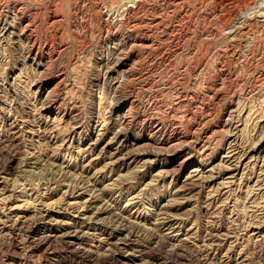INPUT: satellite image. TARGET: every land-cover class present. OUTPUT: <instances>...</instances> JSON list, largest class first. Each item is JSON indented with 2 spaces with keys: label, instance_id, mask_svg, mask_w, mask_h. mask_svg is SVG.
<instances>
[{
  "label": "rangeland",
  "instance_id": "374dc122",
  "mask_svg": "<svg viewBox=\"0 0 264 264\" xmlns=\"http://www.w3.org/2000/svg\"><path fill=\"white\" fill-rule=\"evenodd\" d=\"M130 1L0 0V264H264L258 0Z\"/></svg>",
  "mask_w": 264,
  "mask_h": 264
},
{
  "label": "bare ground",
  "instance_id": "6f19581e",
  "mask_svg": "<svg viewBox=\"0 0 264 264\" xmlns=\"http://www.w3.org/2000/svg\"><path fill=\"white\" fill-rule=\"evenodd\" d=\"M130 1V0H129ZM138 1H140V0H131L130 2L132 3V4H130L129 5V7L130 8H133L134 7V5H136V3L138 2ZM251 1V0H250ZM257 1V0H256ZM221 2H223V1H221ZM257 3H258V5H257V11H255L256 13H247V11L248 10H250L248 7H246L247 9H246V11L244 12V13H240V15H242V16H240V17H242V18H248V19H250L251 17L253 18V19H255V20H257V21H260V22H262L263 23V25H264V0H258L257 1ZM128 7V8H129ZM253 8H255V6L253 7ZM252 10V9H251ZM20 11V10H19ZM254 12V11H253ZM53 13H51V15H50V17H54L55 15L53 14ZM3 15V14H2ZM15 15V14H14ZM22 15V14H21ZM5 16V15H4ZM8 16V15H7ZM16 16V15H15ZM12 17V16H11ZM48 17H49V14H48ZM239 17V18H240ZM21 18V17H20ZM242 18H240V19H242ZM14 19V18H13ZM17 19V18H16ZM29 19V18H28ZM50 19V18H49ZM23 21V20H22ZM243 21H244V19H242V21H238V23L239 24H237V25H232V26H230V29H231V33L232 34H237L238 35V33L241 31L240 30V27H241V25H242V23H243ZM5 22V21H4ZM28 23V22H27ZM31 23H33V22H31ZM0 24H1V21H0ZM11 24V23H10ZM16 24V23H15ZM14 24V25H15ZM29 24V23H28ZM13 26V25H12ZM15 27V26H14ZM35 28V27H34ZM9 30V26H7V24L5 23V24H2V27H1V32L3 33L4 31L6 32V31H8ZM25 31V30H24ZM33 31V30H32ZM12 33H14V32H12ZM28 33V32H27ZM31 33V32H30ZM34 33V32H33ZM22 34H23V32H22ZM25 34V33H24ZM2 35V34H1ZM26 35V34H25ZM34 36V35H33ZM2 37V36H1ZM30 37V36H29ZM31 38V37H30ZM31 40V39H30ZM33 40H36V39H33ZM145 40V42H147L148 41V39H144ZM41 44V43H40ZM36 43L35 42H33V44H32V46H31V48H30V50H29V52L30 53H32L33 51H35L37 48H36ZM134 45V44H133ZM27 48V47H26ZM26 51H28V50H26ZM37 53L36 54H34L33 56H34V60H36V58H38V56H39V53H38V49H37V51H36ZM50 55V54H49ZM27 59V58H26ZM118 82V81H117ZM50 86V85H49ZM53 86V85H52ZM52 88H54V87H52ZM48 90V89H47ZM50 90V89H49ZM54 90V89H53ZM55 91V90H54ZM48 95H49V93H47ZM47 96V95H46ZM47 99V98H46ZM130 108V107H129ZM127 118V117H126ZM152 122V121H151ZM129 123V122H128ZM160 126L157 124L156 125V131L158 132H160ZM156 132V133H157ZM155 136H157L155 133H152V135L149 137L150 139H152L153 137H155ZM149 139V140H150ZM209 140V139H208ZM187 145V144H186ZM31 153V152H30ZM189 153V152H188ZM30 155V154H29ZM31 157V156H30ZM31 159V158H30ZM185 161V160H184ZM6 167V166H5ZM100 198V197H99ZM88 202V201H87ZM89 203V202H88ZM87 203V204H88ZM85 204H86V200H85ZM87 207V206H86ZM91 207V206H90ZM49 208V207H48ZM86 209V208H85ZM97 209H99V208H97ZM102 209V208H101ZM47 210H49V209H47ZM48 212V211H47ZM101 212V211H100ZM103 212V211H102ZM94 213H96V211L94 212ZM99 214V213H98ZM101 214V213H100ZM94 215V214H93ZM96 215V214H95ZM43 216V215H42ZM86 216V215H85ZM98 216V215H97ZM89 216H87V218H88ZM93 217V216H92ZM91 218V217H90ZM89 218V219H90ZM124 218V217H123ZM45 219V218H44ZM125 219V218H124ZM92 220V219H91ZM114 221H116V220H114ZM109 222H110V220H109ZM20 223V222H19ZM27 223V222H26ZM126 224V223H125ZM16 225V224H15ZM122 225V224H121ZM123 226H126V225H123ZM27 229V228H26ZM31 230V229H30ZM132 232V231H131ZM129 234V233H128ZM129 238V237H128ZM127 238V239H128ZM130 239V238H129ZM120 242H123V241H120ZM119 242V243H120ZM121 244V243H120ZM124 244V243H123ZM118 245V244H117ZM116 245V246H117ZM122 246V245H121ZM118 248V247H117ZM116 248V249H117ZM121 250H123V249H121ZM120 252V251H119ZM122 252V251H121ZM115 253V252H114ZM118 253V252H117ZM123 253V252H122ZM124 253H125V251H124ZM116 254V253H115ZM128 254H130V253H128ZM124 255H126V254H124ZM120 256V255H119ZM128 256V255H127ZM122 261V260H121ZM123 264H126V263H123Z\"/></svg>",
  "mask_w": 264,
  "mask_h": 264
}]
</instances>
